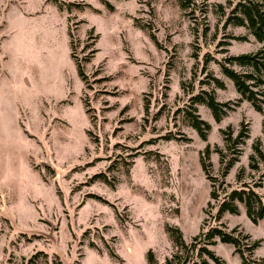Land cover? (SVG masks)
Listing matches in <instances>:
<instances>
[{"label": "rangeland", "instance_id": "obj_1", "mask_svg": "<svg viewBox=\"0 0 264 264\" xmlns=\"http://www.w3.org/2000/svg\"><path fill=\"white\" fill-rule=\"evenodd\" d=\"M237 1L0 0V264H264V218L220 211L243 182L264 199V113L217 62L264 46Z\"/></svg>", "mask_w": 264, "mask_h": 264}, {"label": "trees", "instance_id": "obj_2", "mask_svg": "<svg viewBox=\"0 0 264 264\" xmlns=\"http://www.w3.org/2000/svg\"><path fill=\"white\" fill-rule=\"evenodd\" d=\"M195 0H179L180 5L183 9L190 8ZM189 13V11H187ZM228 22H233L237 25H245L254 37L261 42H264V0H239L232 8V14L228 17ZM217 62L220 64L222 71L229 76L236 87V90L240 93V98H245L249 100L252 106L264 113V90H262V85H264V46L259 48L255 52H243L238 54H232L226 56L225 59H219ZM236 64L239 67H244L243 70L235 69L232 65ZM80 73L83 74L82 69L79 65ZM214 81L218 84L224 86V82L219 78L214 77ZM203 95H199V99L205 102L212 110L214 117L219 119L221 114L225 112L226 106L229 104L225 101H220L215 98L213 90H201ZM263 95V96H262ZM196 99V96H195ZM191 103H195L194 96L191 97ZM188 114L193 118L192 123L199 131L202 137L206 136V129L208 124L206 121L201 119L197 113L192 111H187ZM245 133L243 130H240L239 133L235 136L231 143L237 144L244 141ZM226 139H231V136H226ZM230 145V142H228ZM256 147V144H254ZM260 155L264 154L260 149L257 150ZM251 159L254 158V155L251 154ZM236 155L228 158L223 168L221 174L225 175L228 169L231 167L233 162L236 160ZM203 165L206 170L208 177L214 180V177L209 173L208 163L203 160ZM252 167H257L256 164L250 162ZM223 180H220V183ZM259 181L255 182L254 186L259 185ZM213 184V183H212ZM248 182H243L240 188H234L228 190L224 193L223 197L225 199L222 202L221 210L229 209L232 212L238 210L236 200H240L245 203L247 214L251 217L253 221H257L259 218H264V199L262 195L254 189V187L245 188ZM211 195L217 197V190H212ZM219 217V214H218ZM222 224V223H220ZM219 224V225H220ZM180 237V244L182 247H187V243L181 237V231L176 228ZM236 228L231 230L224 229L221 225L214 226L205 233V239L209 242H212V238L215 235H218L222 241H228L235 245V251L240 252L243 255V249L240 246V237L235 233ZM259 241H255L251 245H247L252 248L257 245ZM194 245V244H193ZM193 249V248H191ZM201 250L205 251L217 264H225L224 261L214 253V251L206 246H202ZM151 259L153 258L152 254ZM263 261V260H261Z\"/></svg>", "mask_w": 264, "mask_h": 264}]
</instances>
